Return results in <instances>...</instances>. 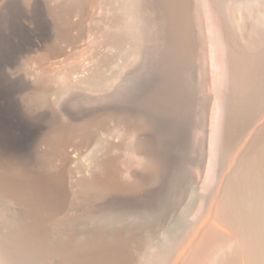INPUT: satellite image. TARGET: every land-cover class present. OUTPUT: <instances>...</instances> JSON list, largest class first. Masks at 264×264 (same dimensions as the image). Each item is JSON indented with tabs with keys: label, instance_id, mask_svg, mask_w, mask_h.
Masks as SVG:
<instances>
[{
	"label": "bare ground",
	"instance_id": "1",
	"mask_svg": "<svg viewBox=\"0 0 264 264\" xmlns=\"http://www.w3.org/2000/svg\"><path fill=\"white\" fill-rule=\"evenodd\" d=\"M53 1L64 22L98 0ZM99 1L108 12L104 39L124 62L147 65L153 108L182 118L208 114L198 161L171 197L179 135L114 107L94 116L57 113L37 136L38 126L19 116L4 72L41 37L46 18L37 2L29 13L2 4L0 203L6 197L30 219L25 228L0 212L17 264H48L54 255L62 264H264V0ZM146 127L153 131L141 139ZM71 145L101 150L75 193L65 156ZM158 176L162 182L148 189ZM110 194L134 197L115 202L122 212L67 214ZM7 258L0 250V264H12Z\"/></svg>",
	"mask_w": 264,
	"mask_h": 264
},
{
	"label": "rangeland",
	"instance_id": "2",
	"mask_svg": "<svg viewBox=\"0 0 264 264\" xmlns=\"http://www.w3.org/2000/svg\"><path fill=\"white\" fill-rule=\"evenodd\" d=\"M7 2L19 7L23 13H29L37 2L46 18V30L41 37L34 39L18 53L4 72L6 79L11 80L9 83L13 91V103L23 121L28 125L36 124L39 136L49 130L51 116L57 113L64 117H77L79 113L78 117L94 116L112 110L113 107L133 112V115L144 113L152 121L153 130L163 131L165 134L174 133L181 139L179 148L176 149L180 157L171 174L169 190L171 197L178 195L181 177L193 174L192 168L197 164L199 148L207 132L208 114L203 112L198 116L182 118L165 115L153 108L147 65L144 70H140L133 58L124 62L118 56L117 48L103 37V30L109 20L102 1L98 0L96 5L88 6L86 10L73 14L68 17L69 21L64 22L55 16L57 7L53 0H0V6ZM126 45L125 48L128 49L130 45ZM207 105V102L200 103L204 111ZM92 130L104 141L103 130L96 127H92ZM153 130L146 127L139 130L138 135L141 139L149 138ZM109 140L117 143L114 137ZM100 154L101 150L94 154L91 147L77 148L71 145L66 148L65 156L69 157L66 162L73 171L72 193L77 191L76 181L81 176L89 177L92 174L93 157ZM81 167L84 170L79 169ZM160 182L162 179L158 176L147 184V188L152 189ZM132 197L134 195L110 194L94 202L92 206L79 205L67 214L74 217L91 211L122 212L123 206L120 209L115 202ZM160 208V204H157L155 211ZM0 212L7 217H14L27 228L30 219L15 202L5 197L0 203ZM180 216L176 215L174 220L176 217L179 220ZM49 232L53 236L54 230L49 229ZM12 236L13 232L0 229V250L8 255L10 263L17 264L15 245L8 240ZM47 263L62 264V261L59 256L54 255L47 259Z\"/></svg>",
	"mask_w": 264,
	"mask_h": 264
}]
</instances>
